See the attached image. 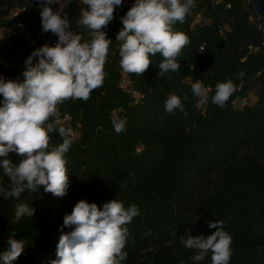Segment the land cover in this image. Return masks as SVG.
Here are the masks:
<instances>
[{
    "label": "trees",
    "instance_id": "1",
    "mask_svg": "<svg viewBox=\"0 0 264 264\" xmlns=\"http://www.w3.org/2000/svg\"><path fill=\"white\" fill-rule=\"evenodd\" d=\"M195 4L185 22L173 26L190 43L177 57L179 71L164 77L159 75V53L150 57L142 76L122 72L117 35L131 7L115 8L114 19L103 29L112 43L102 87L87 102L58 105L60 116H69L61 125L76 133L70 134L73 142L64 154L67 194L56 197L41 186L18 200L0 196V251L12 230L25 242L13 264L57 259L60 236L72 231L64 226V217L81 200L101 209L112 200L126 209L138 207L139 215L124 226L128 257L122 264H211V253L195 262L197 252L183 241L187 235L207 238L218 230L209 223L219 220L232 237L229 264H264V24L254 5L244 0ZM41 12L39 0H0V29L9 30L0 38V77L6 81L23 82L25 61L40 48L32 38L42 27ZM79 35L81 42L92 39L83 26ZM197 80L209 90L206 103L193 95L191 85ZM228 80L235 91L219 107L211 98L216 85ZM172 94L181 97L187 115L166 112ZM2 102L0 94V106ZM113 114L126 120L120 134ZM49 135L50 150L63 143L58 131ZM4 159L18 164L22 157L10 152L0 162ZM0 185L10 187L2 166ZM21 202L35 208L34 217L12 223Z\"/></svg>",
    "mask_w": 264,
    "mask_h": 264
},
{
    "label": "clouds",
    "instance_id": "2",
    "mask_svg": "<svg viewBox=\"0 0 264 264\" xmlns=\"http://www.w3.org/2000/svg\"><path fill=\"white\" fill-rule=\"evenodd\" d=\"M39 2L43 32L57 35L58 42L55 46L45 44L31 53L25 61L23 82L0 77L3 96L0 157H7L10 152L22 157L18 164L8 159L0 162L10 180L9 188L0 185V196L4 199L18 200L26 190L35 193L41 186L56 197L67 194L69 178L64 154L73 138L61 125L58 105L68 100L87 102L93 90L102 87L112 43L103 29L114 19L115 8L123 4V0H80L86 7L81 10L78 24L92 32L90 42H81V35L70 30V20L64 11L72 0ZM53 4H58L59 10L53 11ZM195 7V0H135L121 18L123 28L117 35L122 72L142 76L152 63L150 57L157 53L163 57L158 65L161 77L170 71L178 72L177 57L190 40L186 34L174 31L173 26L184 23ZM243 75V72L238 74ZM191 89L200 102L208 101L209 90L200 80L192 83ZM234 91L231 80L218 83L212 103L224 107ZM165 110L169 114L179 110L187 115L181 97L175 94L166 100ZM51 118L56 119L49 122ZM125 123L126 120L113 114L112 124L117 134L125 130ZM54 131L59 132L63 143L50 150L49 134ZM35 211L24 202L17 204L12 223L25 216L34 217ZM138 215L135 204L126 209L122 202L112 200L101 209L96 203L79 201L71 214L64 217V226L72 231L60 236L57 259L51 264H122L128 257L123 251L128 236L124 226ZM208 226L218 230L207 238L187 235L184 246L197 252L193 257L195 262L211 253V264H229L232 237L223 230L220 220ZM16 235L15 230L10 232L6 249L0 251V264H13L24 252L25 242L16 239Z\"/></svg>",
    "mask_w": 264,
    "mask_h": 264
},
{
    "label": "built area",
    "instance_id": "3",
    "mask_svg": "<svg viewBox=\"0 0 264 264\" xmlns=\"http://www.w3.org/2000/svg\"><path fill=\"white\" fill-rule=\"evenodd\" d=\"M246 3H252L253 4V0H244ZM135 3V0H123V5L124 6H130L132 7ZM51 7L53 8V11H57L59 10V5L58 4H53L51 5ZM86 7L83 4L80 3V0H72V3L69 4V6L64 10L67 15L68 18L70 20V30L73 32H76L79 34V30H80V26L78 24V20L80 19L81 16V10ZM19 13V10L15 11L13 13V15H17ZM257 18L260 20V22H262L264 24V20L256 13ZM251 19H255L253 16L251 17ZM261 27L264 28V25H261ZM9 32L8 28H1L0 29V38H5L6 34ZM27 37H30V34H27ZM58 42V36L48 32V33H44L42 27H40L37 31L36 37L32 38V44H37L40 47L44 46L45 44L49 45V46H55L56 43ZM123 85L125 86L126 84L123 83ZM136 97H139L140 94L139 93H135L134 94ZM56 119V118H55ZM61 122H65L66 120H69V116L66 115L64 117L60 116L59 117ZM70 134H72L73 136H75V131L70 128L69 130ZM14 153V152H11ZM16 154V153H14Z\"/></svg>",
    "mask_w": 264,
    "mask_h": 264
},
{
    "label": "water",
    "instance_id": "4",
    "mask_svg": "<svg viewBox=\"0 0 264 264\" xmlns=\"http://www.w3.org/2000/svg\"><path fill=\"white\" fill-rule=\"evenodd\" d=\"M256 13L264 20V0H253Z\"/></svg>",
    "mask_w": 264,
    "mask_h": 264
},
{
    "label": "rangeland",
    "instance_id": "5",
    "mask_svg": "<svg viewBox=\"0 0 264 264\" xmlns=\"http://www.w3.org/2000/svg\"><path fill=\"white\" fill-rule=\"evenodd\" d=\"M6 187V186H5Z\"/></svg>",
    "mask_w": 264,
    "mask_h": 264
}]
</instances>
